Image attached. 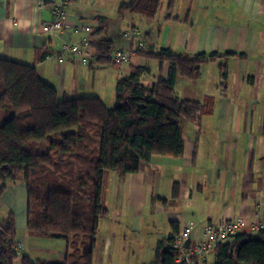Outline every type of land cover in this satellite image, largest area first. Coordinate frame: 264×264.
<instances>
[{"label": "crops", "instance_id": "crops-1", "mask_svg": "<svg viewBox=\"0 0 264 264\" xmlns=\"http://www.w3.org/2000/svg\"><path fill=\"white\" fill-rule=\"evenodd\" d=\"M130 1L72 0L66 29L46 33L55 0H0V56L34 67L61 97H98L115 107L116 83L130 75L131 66L149 70L142 79L149 89L160 77L168 79L169 62L136 56L128 65L103 66L89 48L85 65L82 55L63 52L66 44L99 40L93 36L101 18L108 20L105 38L114 51L133 50L126 35L138 31L155 51L236 54L227 61L226 80L219 62L202 66L197 80H177L180 100L212 97L215 103L212 115L183 123L182 157L156 158L125 177L105 176L102 204L108 213L99 221L92 264H151L159 242L178 235L175 226L180 232L191 224V240L199 242L208 225L222 220L241 221L239 234L247 236L264 221V0H176L172 11L169 0H160L155 19L120 14ZM2 205L0 200V210ZM16 240L24 248L17 264L23 257L82 264L71 256L73 236L17 233ZM84 241L80 237L79 245ZM211 257L214 251L200 264H210Z\"/></svg>", "mask_w": 264, "mask_h": 264}, {"label": "trees", "instance_id": "trees-1", "mask_svg": "<svg viewBox=\"0 0 264 264\" xmlns=\"http://www.w3.org/2000/svg\"><path fill=\"white\" fill-rule=\"evenodd\" d=\"M176 0H169L172 11ZM160 0H131L119 13L155 19ZM90 42L98 63L112 65L114 45L105 38L108 20L101 18ZM114 51V52H113ZM234 52L176 54L170 48L148 46L138 56L170 63L167 80L149 89L147 68H130L117 81L116 103L109 108L98 97H61L34 67L0 56V183L23 179L27 184L28 230L39 236L68 238L71 256L92 264L99 221L108 211L102 204L105 176L137 173L156 158H180L184 151L183 123L213 114L214 99L202 103L180 100L179 78L197 80L202 66L219 62L223 80ZM120 66V65H115ZM163 201L162 203H164ZM175 232L179 229L175 226ZM80 237L85 241L80 243ZM17 225L13 214L0 223V264H17ZM174 238L159 242L151 264H174ZM214 264H264V230L238 234L214 250ZM22 264H54L23 257ZM56 264V263H55Z\"/></svg>", "mask_w": 264, "mask_h": 264}, {"label": "built area", "instance_id": "built-area-1", "mask_svg": "<svg viewBox=\"0 0 264 264\" xmlns=\"http://www.w3.org/2000/svg\"><path fill=\"white\" fill-rule=\"evenodd\" d=\"M72 0H55L51 7L52 21L43 25V31L46 33L63 31L67 27L69 21L68 9ZM135 47L131 49H119L113 53L112 61L115 65H128L133 62L138 53L146 51V44L141 40L140 32L132 31L126 35ZM90 40L85 38L80 45L66 44L63 47V52H70L83 56V63L86 65L89 61L88 49ZM1 223V222H0ZM243 225L241 221H227L210 224L205 229L202 239L199 242H193L191 235L193 226L186 224L182 227L178 235L174 238V264H200V261L213 252L216 247L224 242L237 236L240 228ZM255 232L264 230V221L258 222L254 227ZM15 250L19 257L24 248L21 242L15 240Z\"/></svg>", "mask_w": 264, "mask_h": 264}, {"label": "rangeland", "instance_id": "rangeland-1", "mask_svg": "<svg viewBox=\"0 0 264 264\" xmlns=\"http://www.w3.org/2000/svg\"><path fill=\"white\" fill-rule=\"evenodd\" d=\"M108 107L114 108V106H109V104ZM0 200L4 204L0 210V222L7 219L10 214H13L16 220L18 235L35 236L27 228L28 191L26 182L23 179L16 182H8L5 190L0 191ZM43 242L46 243L47 241ZM209 261L210 264H214V257L209 258Z\"/></svg>", "mask_w": 264, "mask_h": 264}]
</instances>
